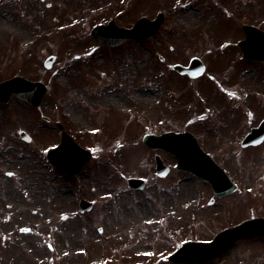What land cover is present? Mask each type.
Returning <instances> with one entry per match:
<instances>
[{
  "label": "rangeland",
  "instance_id": "1",
  "mask_svg": "<svg viewBox=\"0 0 264 264\" xmlns=\"http://www.w3.org/2000/svg\"><path fill=\"white\" fill-rule=\"evenodd\" d=\"M158 11L164 22L143 41L102 47L89 33ZM243 23L264 30V0H0V80L48 86L38 108L0 103V264H182L167 257L183 242L263 217L264 142L240 141L264 117V62L241 57ZM192 56L205 65L198 78L171 69ZM56 121L92 150L78 175L46 159L60 139ZM169 129L196 135L236 189L213 198L208 182L176 170L163 151L170 171L156 176L155 151L141 138ZM129 176L145 187L129 188ZM81 198L90 210H79ZM206 264H264V238L239 240Z\"/></svg>",
  "mask_w": 264,
  "mask_h": 264
},
{
  "label": "water",
  "instance_id": "2",
  "mask_svg": "<svg viewBox=\"0 0 264 264\" xmlns=\"http://www.w3.org/2000/svg\"><path fill=\"white\" fill-rule=\"evenodd\" d=\"M163 19L162 12L157 13L153 20L141 17L131 28L116 26L114 21L110 20L106 25L94 26L91 34L101 45L114 46L132 37L141 40L156 34ZM242 28L245 38L238 43L242 49V56L249 60L263 61L264 31L251 25H243ZM53 59V56L48 57L45 66L49 67ZM172 68L180 73H187L191 77L200 75L204 70L202 62L196 57L190 60L188 66L174 64ZM45 92L46 86L43 83L30 81L20 76L0 82V101L3 102L8 101L11 93H14L30 104L39 106ZM58 127L61 130L60 143L47 151V158L51 164L68 174H77L91 154L66 134L61 124H58ZM20 135L25 140H29L23 131ZM263 139L264 118L243 137L241 146L256 145ZM143 141L153 149L159 148L173 154L178 170L188 171L208 181L214 196H222L235 189V184L231 182L224 170L199 147L195 136L190 132L167 131L159 135L149 133L143 136ZM155 169L159 176H165L169 170L159 155H155ZM127 182L133 188H142L144 185L143 179L140 178H128ZM91 205V202L81 200L80 210L90 209ZM251 236H264V217L251 218L236 226L223 229L207 242H186L169 255V259L173 262H204L228 250L238 238Z\"/></svg>",
  "mask_w": 264,
  "mask_h": 264
},
{
  "label": "bare ground",
  "instance_id": "3",
  "mask_svg": "<svg viewBox=\"0 0 264 264\" xmlns=\"http://www.w3.org/2000/svg\"><path fill=\"white\" fill-rule=\"evenodd\" d=\"M184 14H185V15H189V16H192V15H193L192 11H190L189 9L186 10ZM247 74H248V73H247ZM187 195H190V193L187 192Z\"/></svg>",
  "mask_w": 264,
  "mask_h": 264
},
{
  "label": "flooded vegetation",
  "instance_id": "4",
  "mask_svg": "<svg viewBox=\"0 0 264 264\" xmlns=\"http://www.w3.org/2000/svg\"><path fill=\"white\" fill-rule=\"evenodd\" d=\"M223 255L225 256V255H227V253L222 254V256H223Z\"/></svg>",
  "mask_w": 264,
  "mask_h": 264
}]
</instances>
